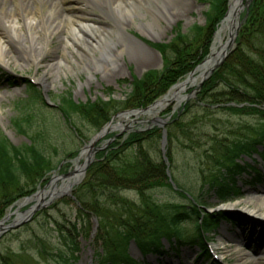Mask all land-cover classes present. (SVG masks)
<instances>
[{"label": "rangeland", "instance_id": "obj_1", "mask_svg": "<svg viewBox=\"0 0 264 264\" xmlns=\"http://www.w3.org/2000/svg\"><path fill=\"white\" fill-rule=\"evenodd\" d=\"M161 1L166 2V0L153 2V9L155 7L160 9ZM205 2L206 0H183L184 7L167 5L165 11L160 9L165 18L173 17L174 21L170 26H167L156 11L153 13L156 17L155 20H152L153 18L145 10H142L144 18H134L132 22L126 15L119 16L120 22L126 25L130 24L129 27H122L121 30L128 37L133 35L144 42L167 44L173 39V29L176 26H180L181 32L186 33L193 25H204V12L207 7ZM19 3V0H0V10H15ZM58 3V15H66L70 11L77 10L80 14V16L76 15L77 17L95 24L107 34V37L112 38L114 34H117V30L113 27V18L108 15L110 12H118L114 0H58ZM242 3L244 4L245 0H242ZM34 5L36 4L33 2L24 3L25 7L31 9ZM46 10L47 8H44L43 12ZM242 15L243 9L239 13V20ZM147 23L153 25L155 30H157L154 27L155 24L163 30L158 36L150 37L146 32L149 29ZM109 31L115 33L110 35ZM0 34L5 37L1 30ZM23 37L25 38L24 34L21 38ZM131 39L139 46L138 49L129 51L122 42L117 43V41L107 45L114 56V61L108 66L109 70H95L91 63L88 65L89 70L84 69L81 58L73 53L79 64H74L69 54H66L67 60L74 68V71L69 73L54 58L55 55L62 56L61 52L64 47L63 42L57 40V37L51 38L49 54L42 60L39 67L21 68L14 65V62L6 67L0 63V136L6 137L15 146L29 144L28 137L20 134L13 123L14 120L31 113L33 125L27 131L28 135L45 131V135H47L43 143L45 154L51 164L59 166L47 173L33 192L21 195L12 204L5 207L2 216L8 215V217L0 227V264H96V254L100 249V243L94 242L98 225L97 219L93 215L86 217L84 214H79L76 203L70 196L75 190H78L79 195L83 197L81 193L83 189L79 190V187L84 177L78 184L72 186L69 196L62 195L52 199L34 211L28 219H24L17 226L14 225L17 214H25L29 207L36 202V199H32L22 203L23 198L42 189L52 176L72 171L74 160L83 145L87 144L88 140L98 132V130L93 131L85 120L80 123L79 117L74 114L73 120L85 135L82 140L77 138L55 107L59 103V97L69 93L73 102L85 104L96 100L122 101L125 99V95L130 92L132 77L140 78L148 70H161L163 65L161 54L156 49L145 47L136 39ZM226 39L227 29L221 32V44H224ZM4 40L9 43L8 51L16 56L19 62H27V58L15 43L6 37ZM78 47L80 49L81 45ZM197 74L198 72H195L194 76ZM42 76L46 78L45 82L41 81ZM184 78H180L179 81ZM195 85H186L185 89L181 91L183 98L177 106L176 102L172 101L156 115L139 114L128 117L126 120L131 122L129 128H123L125 125L123 121L120 123L122 128L115 127L116 117L122 114V111L116 112L113 114L115 118L112 121L115 128L98 138L89 153L95 156L97 150L108 145V139L114 135V139H118L127 131L148 130L157 125L152 121L153 118L157 116L166 118L171 114L164 125L166 127L165 150L168 149L172 159L168 174L176 185L179 184L195 196L201 195V200L205 202L210 213H224L225 210L220 208L216 198L210 191H207L210 176L219 167L216 159L227 153L224 149H227L232 141L245 137L250 140L261 119L256 115L238 114L217 106L210 107L212 103L208 100L200 103L197 91L193 95L189 93ZM160 98L162 95L157 99ZM184 101L189 104V107L185 111L179 112L176 117L178 125H172L170 121L182 108L179 106ZM167 130H169L168 138ZM160 145L161 138L157 134H153L151 138L142 143L144 150L153 160L162 157ZM135 150L137 147L129 148L124 154L125 159L130 160L135 154ZM70 151H73L72 154L66 156L65 154ZM249 155L257 164L259 177L249 169L240 175L237 185L241 195L235 200H240L252 193L253 195L264 193V164L259 161L257 152ZM238 158L241 159V157ZM242 160L249 161L247 157H242ZM83 161L84 156L79 159L78 164H82ZM165 163H168L166 156ZM255 176L258 177V180L253 179ZM30 183L25 179L21 181L24 188L31 185ZM60 183L61 181H57L56 186H59ZM8 188V192H10L12 186ZM146 194L149 195L146 197L147 199H152L163 207L188 203L175 192L174 188L170 189L167 186L156 187L147 191ZM120 195L133 205L143 201L135 190H123ZM47 199L48 197H45L42 201ZM249 206L251 207L252 204ZM233 210L239 211L238 209ZM107 212L110 214L111 211ZM262 227L264 226L256 221L249 225L237 226L234 222L221 220L215 229L213 239L209 240L207 244L208 250L211 246L212 251L209 260L205 256L197 257L198 248L190 243L178 245L174 243V250L166 248V252L162 254L149 253L143 259L146 264H242L238 261L239 258H242L243 264H264V251L255 250L256 246L264 244V232L260 231ZM183 229L186 236L191 234V225L186 224ZM239 229L241 234H238ZM171 240L173 241V239ZM165 245L167 247L166 243ZM128 251L132 257L139 256L132 243L129 244Z\"/></svg>", "mask_w": 264, "mask_h": 264}, {"label": "trees", "instance_id": "obj_2", "mask_svg": "<svg viewBox=\"0 0 264 264\" xmlns=\"http://www.w3.org/2000/svg\"><path fill=\"white\" fill-rule=\"evenodd\" d=\"M205 3L207 7L203 26L193 25L186 33L176 26L173 29L174 37L169 43H150L162 56V68L159 71L148 70L140 78L132 77L130 92L124 100H96L85 104L73 102L69 93L59 97L57 110L77 138L82 140L85 135L73 120L74 114L79 117L80 123L85 120L93 131H97L115 112L143 108L150 104L205 58L213 33L225 14L227 0H206ZM244 12L235 48L203 81L197 95L200 103L210 101V107L256 115L261 119L250 140L245 137L232 141L224 149L227 153L216 159L219 167L212 172L207 191L211 192L217 203L241 195L237 179L247 169L258 175L252 164L239 161L238 157L257 152L264 161V0H251L246 16ZM187 107L189 104L185 105L183 111ZM13 124L30 142L15 146L6 137L0 136V218L5 207L21 195L33 192L41 184V179L58 167L51 164L45 154V131L28 135L27 131L33 125L31 113L14 120ZM172 125H178V121L174 119ZM153 134L160 137V129L133 130L97 151L79 187V190L83 189V197L78 190L72 195L79 214L86 217L93 215L97 219L94 242L100 243V249L96 254V264H146L143 259L129 254L130 241L145 257L148 253L166 252L163 239L171 250H174V243L194 244L198 248L196 256L209 259L206 244L213 239L218 223L227 220L224 213L206 212L201 195L195 196L179 184L174 183L173 187L167 175L172 161L168 149L165 153L166 164L162 157L153 160L142 146ZM168 134L169 130L167 138ZM131 147H137V150L127 160L124 154ZM72 152L65 155H71ZM24 179L31 182L27 188L21 184ZM253 179L258 180V177ZM10 186L12 190L8 192ZM162 186L174 188L188 203L163 207L146 198L149 197L147 191ZM123 190H135L143 201L137 205L131 204L120 195ZM109 210L110 214L107 212ZM186 224L191 225L189 236L183 229Z\"/></svg>", "mask_w": 264, "mask_h": 264}, {"label": "bare ground", "instance_id": "obj_3", "mask_svg": "<svg viewBox=\"0 0 264 264\" xmlns=\"http://www.w3.org/2000/svg\"><path fill=\"white\" fill-rule=\"evenodd\" d=\"M157 1L160 0H114L118 12L108 13V15L113 18V27H129L130 24L126 25L125 23L120 22L119 16L122 17L123 15H126L131 19L132 22L134 18H144L142 10H145V12L150 14V16L153 18L152 20L156 19L155 14H153L156 11V13L159 14V16L167 23V26H170V24L174 21L173 17L170 16L169 19L165 18L160 9H164L165 11L167 5L178 8L184 7L183 0H166V2L161 1L162 6L160 9L157 7L153 9L152 4L153 2L156 3ZM237 1L238 0H230V13L236 11ZM19 2L18 8L15 10H0V30L3 32L6 38H8L20 48L23 55L27 58V62H19L18 58L13 56V54L8 51L9 43L5 41V37L0 34V63L6 67H9V65L13 62L14 65H18L21 68L27 66L39 67L42 60L49 54L51 38L57 37V40H60L64 44L61 52L62 56L55 55L54 57L57 59V62L62 64L69 73H72L74 68L67 60L66 54H69L72 62L78 65L79 62L73 55V53H75L78 58H81L82 62H85L84 69L89 70L88 65H90L92 60V54L94 52L93 46L96 45L95 40H98V38L103 39L105 34L103 30H100L98 26H95V24L91 23L90 21L81 19V17H77L76 15L80 16L77 10H74L75 12L70 11L66 15H58V0H19ZM25 2H33L36 5H34V7L31 9L24 6ZM44 8H47L46 12H43ZM227 26L228 25L223 22L211 48V54L196 71L198 74L188 80L186 79L187 81L185 83L184 81L180 82L171 88L169 93L164 98L159 99L156 102L154 106L155 112H158L166 104L172 101H175L176 105H178L183 98L181 91L186 87V85H192L196 83L198 79L208 70V68L213 63L219 48L222 47L221 32L225 31ZM147 27L149 29L146 32H148L147 34L150 37L158 36L163 30V28L157 24L154 25L157 30L153 28V25L148 23ZM23 34L25 35V38H21ZM118 40H120L124 47L129 51L138 49L136 44L124 39L121 35ZM78 45H81L80 49ZM41 81L45 82L46 78L42 76ZM81 157H83V155H81ZM78 177V172L72 173V175H70L59 186H56L55 184L54 188L50 189V191H47L48 188L44 189L42 192L33 196L31 200L39 199L46 193L49 195H54L66 192L70 185L73 184L78 179ZM249 204H252V206L250 207ZM221 208L227 210L238 209L241 212L243 211L245 214L247 213L249 216L264 218V193L258 195H253V193L248 194L240 200L222 204ZM240 231L241 230L239 229L238 234ZM240 236L243 237V235ZM256 247L257 248L255 250L259 252L264 251V244H259ZM238 261L242 264L244 263L242 258H239Z\"/></svg>", "mask_w": 264, "mask_h": 264}, {"label": "water", "instance_id": "obj_4", "mask_svg": "<svg viewBox=\"0 0 264 264\" xmlns=\"http://www.w3.org/2000/svg\"><path fill=\"white\" fill-rule=\"evenodd\" d=\"M249 2H250V0H245V4L243 5L242 0H238L236 11L230 13V0H228L227 11H226L224 17L222 18V20L220 21V25H219V27L216 30L215 35H214V39H215L218 32H219V29L221 28V26L223 24V22H225V24L228 25L227 26V39H226L225 43L222 44V47L219 48V51H218L215 59L213 60V63L208 68V70L200 77L199 81L196 83L193 90L190 92V95H193L199 89V87L201 86V83L213 72L214 69H216L223 62V60L227 57V55L230 53V51L234 48L235 38H236L238 30H239V28L243 22V20L238 19V16H239V13L241 12V10L243 8L247 9ZM139 42H141L144 45V42H142L140 40H139ZM210 54H211V47H210V51H209L208 56L200 64H198L191 72H189V74L186 77L187 80L192 78L195 71H197V69L205 62V60H207V58L209 57ZM187 80H184V83ZM178 83H175L174 85H172L169 88V90L167 91V93L162 96V98H164L169 93L170 89L173 88ZM158 100L159 99L155 100L154 102H152L150 105L146 106L145 108L130 110L127 112H123V114L126 117L136 116L138 114H152V113L156 114L157 112L154 111V106ZM168 118L169 117L161 118V117L157 116V117L153 118V120H152L158 126L162 127L160 148H161V153H162L163 158H165L164 152H165V143H166V133H165V129L163 128V126L166 123V120ZM129 126H130V124L128 123V124H125L123 126V128H129ZM111 129H113V125H112V122L110 120L100 128V130L87 142V144L83 145L78 156L74 160V169L72 171L66 172L65 174L52 176L50 181L48 183H46V185H45L48 188L47 191H50V189L54 188V185L56 184L57 181H61V183H62L70 175H72V173L78 172L79 173L78 179L73 184L70 185L68 190L66 192H62V193H58V194H54V195H49L48 193H46L45 195H42L39 199H36V202L31 207H29V209L26 211L25 214H17V218H16L14 226H17L24 219H28L34 211H36L37 209H39L40 207H42L44 204L48 203L52 199L60 197L62 195H70L69 192H70L72 186L78 184L81 181L86 167L88 166V164L91 162V160L93 158V155L91 153H89L90 150L93 149V144L95 143V141L98 138L103 136V134L105 132H107ZM114 137H115V135L113 136V138ZM83 154H85L84 155V161L82 164H78V161L81 158V155H83ZM45 186L42 189L37 190L36 192L31 194L30 196L23 198L22 203H26L27 201L31 200V198L33 196L42 192L44 189H47ZM45 197H48V199L46 201H42ZM220 208H221V206H220ZM221 209L225 210L224 213L237 226H242V225H246V224L249 225L250 223L255 222V221H256V223L264 226V219L263 218H257L254 216H249L247 213L245 214V213H243L241 211H237V210H229V209L227 210V209H223V208H221ZM7 217H8V215L4 216L0 220V227H1L2 223L7 219ZM260 231L263 233L264 227H262Z\"/></svg>", "mask_w": 264, "mask_h": 264}, {"label": "flooded vegetation", "instance_id": "obj_5", "mask_svg": "<svg viewBox=\"0 0 264 264\" xmlns=\"http://www.w3.org/2000/svg\"><path fill=\"white\" fill-rule=\"evenodd\" d=\"M114 29L117 30V34H114L115 33L114 31L113 32L109 31L110 35L114 34L112 38L111 37L109 38L105 36L106 34H104L103 36L104 40L102 38H98V40L94 39L96 45L93 46L94 52L92 54V60L90 63L92 64L95 70H101V69L109 70L108 66L114 61V56L110 52V49H108L109 43H112L115 41H117V43L118 42L121 43V41L118 40L120 35L123 38H126L128 40V37L124 33H122L121 29H118V28H114ZM82 63H85V62L83 61ZM116 119H117L116 122H121V121L126 122V118L123 115L117 116Z\"/></svg>", "mask_w": 264, "mask_h": 264}]
</instances>
